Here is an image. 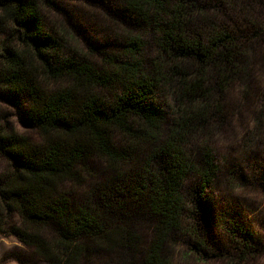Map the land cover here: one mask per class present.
I'll use <instances>...</instances> for the list:
<instances>
[{
  "label": "trees",
  "instance_id": "obj_1",
  "mask_svg": "<svg viewBox=\"0 0 264 264\" xmlns=\"http://www.w3.org/2000/svg\"><path fill=\"white\" fill-rule=\"evenodd\" d=\"M108 1L112 17L151 34L155 54L129 32L95 64L64 30L47 29L39 0H0V101L18 110L25 98L38 132H19L0 111V235L16 214L12 233L50 264H171L183 231L196 264L246 262L263 242L218 207L212 141L253 105L255 130L242 124L231 139L248 150L262 127L264 0ZM93 160L103 164L96 175ZM196 171L190 199L210 217V240L187 227L184 188ZM216 229L234 237L229 250Z\"/></svg>",
  "mask_w": 264,
  "mask_h": 264
},
{
  "label": "rangeland",
  "instance_id": "obj_2",
  "mask_svg": "<svg viewBox=\"0 0 264 264\" xmlns=\"http://www.w3.org/2000/svg\"><path fill=\"white\" fill-rule=\"evenodd\" d=\"M39 1L42 4L43 20L47 29L54 30L58 34L64 30L70 45L81 52H89V58H92L95 64L101 63L103 52L113 51L123 44L125 36L129 32L131 35L143 34L146 56L151 57L155 54L151 34L139 26L133 27L120 21L117 17H112L107 8L113 9L114 7L108 0H105V3L98 0H50L44 4L42 0ZM93 45L96 48L92 51L89 48ZM255 79V86L260 87L264 84V73H260ZM158 103L170 116L171 111L167 97L160 94ZM25 104L26 99H20V109L17 110L12 103L0 101V111L7 116L19 132L37 139V127L26 120L24 116ZM253 111H255V105L250 110L243 111L241 116L235 120L229 121L227 131H223L220 137L212 141L222 171L220 185L214 192L218 207L225 216L227 214L233 217L237 216L239 224H244L245 228L255 233L263 242L258 253L249 256L246 262L238 264H264V112L262 127L251 148L244 149L231 139L233 131L243 126L242 124L247 123L246 128L255 130L254 124L251 122ZM2 164L0 162V175L4 170ZM90 167L96 175L103 168V164L98 160H93L90 162ZM198 182L199 172L196 171L190 175L184 188V193L187 192L186 196L189 200L186 213L187 227H196L197 230L209 236V215L200 205L193 203V200L190 199L192 186H198ZM16 223H18V216L15 214L6 231L0 235V264H50V262L34 255L33 251L12 233L11 228ZM138 230L144 242H148L152 237V226L149 222L140 223ZM220 232L226 233L225 230L216 229L212 233L213 239L217 243L222 239L224 246L229 250L232 247L230 241L234 237L222 238ZM186 240L187 237L183 231L180 236H175L176 244L169 246L168 250L171 264H189L191 260H194L192 264H196V256L190 252ZM210 250L214 254L217 249L210 245ZM186 253H189L191 257H186ZM197 261V264H230L228 260L220 259L218 255L210 260Z\"/></svg>",
  "mask_w": 264,
  "mask_h": 264
}]
</instances>
